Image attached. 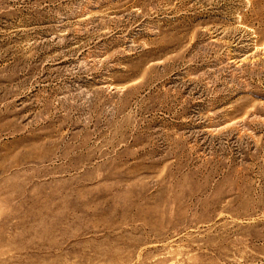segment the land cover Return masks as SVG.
Here are the masks:
<instances>
[{
    "label": "rangeland",
    "instance_id": "374dc122",
    "mask_svg": "<svg viewBox=\"0 0 264 264\" xmlns=\"http://www.w3.org/2000/svg\"><path fill=\"white\" fill-rule=\"evenodd\" d=\"M0 264H264V0H0Z\"/></svg>",
    "mask_w": 264,
    "mask_h": 264
}]
</instances>
